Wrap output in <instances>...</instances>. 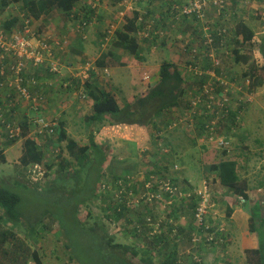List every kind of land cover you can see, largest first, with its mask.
<instances>
[{
  "label": "trees",
  "instance_id": "trees-1",
  "mask_svg": "<svg viewBox=\"0 0 264 264\" xmlns=\"http://www.w3.org/2000/svg\"><path fill=\"white\" fill-rule=\"evenodd\" d=\"M161 1L182 2V0ZM241 1L246 2L247 0ZM14 2L22 3L23 9L28 13L30 12L34 18L39 19L41 15L48 16L51 14L55 7L68 18L72 17L78 11L80 0H2L0 15L8 5ZM155 3L162 4L158 0ZM233 5L234 2L232 3ZM229 7L230 4L225 13ZM225 13L220 14L216 8H210L206 11L203 19L191 16L188 19L193 21L192 25L188 23L189 35L187 36L182 30L171 25L166 27L167 31L165 34L163 31H157V33L151 32L148 35L145 34L143 37H139L137 35L143 27L137 23L139 17L137 12H133L132 15L125 18L124 25L115 31L113 37L108 38L110 36L108 30L103 33L102 42L100 43L101 47L105 40L106 42L112 40V49L106 51L107 47L102 48L101 52L103 54L96 61L94 68L91 66L88 71L90 78L86 79L84 91L80 93L77 91L78 83L76 80H74L75 84L71 83V85L65 87L66 82L70 81L62 79L59 85L60 88L75 92L78 96L77 100L80 98L83 101L82 103L86 102L81 98L82 96L89 97L94 102L92 114L84 118L86 125L92 127L89 128L91 129L90 132L88 131L90 134L88 145H79L75 139L70 137L66 130L67 123L65 120H60V118L41 112L43 103L45 105V101H43L45 94H43V91L32 95L33 97L41 98L38 103L31 102V106L36 107V109L32 108V111L35 112L33 117L26 116L21 121L9 119L10 123L17 122L22 125L23 130L20 138L10 139L7 133L5 134L8 140L11 141L8 146L21 140L23 142L19 164L21 170L25 172V178L22 177L23 179H21L18 177L19 179L13 180L6 178L0 181V264H30L33 261L36 264H42L40 253L32 248L30 242H27L30 235L25 233L26 238H23L15 229H24L26 227L29 233L33 234L32 238H35L39 234V226L47 216L58 221L60 230L67 237V248L71 253L70 258L74 264H178L176 240L179 232H174L173 223L165 234L156 235L143 246L139 241L140 237L146 238L150 236V231H153L154 225L159 221L164 224L163 220L167 219L166 216H161L162 219H159L160 215L153 218L150 217V221L147 220L142 225L137 223L140 220H134V222L130 223V219L125 217L128 225H132L133 231H130L129 228L126 229L131 234L130 238L136 239L134 243L117 242L115 237L110 235L99 221L92 219L89 202L93 199L99 198L101 201L106 202L107 207L104 213L107 218L109 212L112 214L109 217L111 220L114 219L112 222L124 217L131 208L140 203H134L135 201L133 200L132 189L134 185H132V180L136 177L126 173L130 171L129 168H132V166L129 165L124 169L123 167L119 169L117 167V169L113 168L112 170H115V172L111 174V171L107 169L113 166V162L117 161L112 159L110 166H105L111 160L108 156L110 150L106 144L99 145L96 143L95 134L101 132L100 130L107 125L137 124L145 126L148 130L150 128V135L153 140L157 139L158 147L174 145L182 148L181 140H188L194 146L195 144L197 146L198 138L194 139L190 130L194 133L196 128L193 127L199 125V130L202 133L200 135H203L206 128L210 129L213 127L211 121L214 115L207 105L209 94H212L213 90L221 96L234 92L233 85H225L209 72L214 71L220 77H226V79L229 77L231 83L240 84V88L244 89L245 96H248L247 94H257L260 89L263 90L264 36L254 39L255 32L244 21H238L236 25H230L227 23L229 19L223 18ZM236 13L237 20L238 11ZM220 17H222V20L219 19ZM4 26L9 30V33L18 31V19L13 17L6 21ZM82 38L85 39L86 36ZM139 38L154 45H159L160 43V47L164 46L165 49L174 50L180 60H164L159 69V81L151 89L150 93L148 92L149 94L145 96L141 94L137 99L135 109L129 105L121 108L117 99H115V95L101 87L99 76L101 73L107 72L103 68L116 63L114 59L115 63L109 62L110 64H108L106 59L114 58V54L119 53L120 50L128 53L139 62L145 61ZM80 48H82L83 52V45ZM213 58L218 59L219 63L215 62ZM232 62L233 64H231ZM30 63L31 66L35 65L34 60H31ZM121 64H126V62ZM237 65H241L242 70H237ZM8 67H11L10 64ZM40 70L41 68L37 67L35 72L30 73L29 76L40 80L38 73ZM8 72L10 74L9 77L14 78L15 76L9 68L2 79L4 83L8 79ZM185 72H191L193 75H184ZM55 76L59 80L62 74H56ZM49 86H53V84L49 83ZM231 87H233L232 92L230 91ZM11 96L14 97L12 94ZM185 99L188 100L185 114L176 115L171 120L168 117L167 121H165L166 127L169 129L174 128L177 131L176 133L183 135L168 133L166 129L156 125V118L161 117L164 111L178 106ZM244 104L246 105V103ZM190 116L193 122L190 120ZM39 119H44L48 123H55L53 133L50 132V129H42L37 123ZM181 120L182 122H180ZM188 125L191 126L190 129ZM94 127H96L95 131L93 130ZM217 128V135L222 136L226 144L222 147H212L211 149L208 144L206 146H198L201 150H206V147H208L206 152H204L205 154L201 156L200 163H209L211 160H215L218 154L222 156L221 160L206 168V173L216 175L222 186L227 188L233 195L244 199L245 205H247L249 201L247 194L248 185L240 180L237 161L232 159L223 160L237 146L236 139L238 135H223L222 122L220 120L217 122ZM2 129H5L4 125L0 126V130ZM41 135H46L47 137L46 139L43 138V142L39 146L41 141L39 137ZM198 136L199 133L196 137ZM48 142L54 145L56 143L61 149V143L66 142L65 148L68 156L66 158L64 156L66 151L63 152L62 150L57 155L60 163L56 167L55 163L49 161V158L45 160V154L48 151H45L43 146ZM70 158H73L75 162H71ZM0 159L5 162L3 155L0 156ZM37 164L41 165L44 176L42 178L39 177L37 181H33L28 177L29 169L33 170ZM174 166L180 167L176 163ZM55 168L54 178L49 179ZM122 171L125 173L124 175L121 174ZM151 171L156 173L158 169L155 168ZM110 174L112 175L111 178H109ZM105 178L110 180V183L104 182ZM170 181L171 179L168 182ZM153 183L156 182H152L149 187L152 192H157V188H154L155 185L153 187ZM173 184L178 186L177 181ZM141 186H143L146 193L149 191L147 188L148 182L144 181V179ZM68 187L72 189L68 190ZM16 190L20 192H16ZM82 191L85 192L86 196H78ZM21 192L23 194L34 192L36 194H47L46 196H49L52 201L51 207H48L39 216V209L35 205L29 202L26 203V206L22 205L23 195ZM149 195L145 200L146 205L163 203V201L158 199L150 200ZM57 196L60 198L59 201ZM191 198L194 199L195 197ZM82 205L89 208L87 217L94 222L89 223L79 218L78 214ZM177 205V203H173V208ZM120 210L125 212L119 213L118 211ZM248 211L250 214L249 229L258 235L259 246L257 249L245 250L246 261L247 264H264V217L261 215V207L260 205H252V207H248ZM230 214L231 210L227 208V216ZM163 215H165V212H163ZM173 217L178 218L177 212L173 213ZM192 219L194 222L193 216ZM142 227H146L143 232Z\"/></svg>",
  "mask_w": 264,
  "mask_h": 264
},
{
  "label": "rangeland",
  "instance_id": "rangeland-1",
  "mask_svg": "<svg viewBox=\"0 0 264 264\" xmlns=\"http://www.w3.org/2000/svg\"><path fill=\"white\" fill-rule=\"evenodd\" d=\"M80 1L81 2L78 4V11L76 12L75 17H69V18L68 16L63 14L61 11H59L56 7L53 8L51 14H49L48 16L41 15L39 19H36L31 15L30 12L28 13L25 9H23L24 7L22 3L17 2V3H13L12 6L8 5L5 8L4 12L0 15V30H2L1 33H4L7 37H9V32H8L9 30L5 26L3 27V25H5L6 21H8L9 19L13 17L17 18L20 12H25L27 16L32 19V22H31V26L29 27L30 33H24V35L31 37V34H34V36L37 35L36 36L37 38L45 39L46 42L51 46L52 51L54 52V60L59 63L60 68H62L63 66H66V67H69L71 71L73 70L77 73L84 71L85 68H88L87 67L88 65L94 66L96 64V61L103 54V52H101L102 48L104 49L107 47L106 51H109L110 49H112L111 47L112 40L110 42H106L105 40V43H104L105 45H102V47H101V44L99 43L102 42V36H103L104 31L109 30V29L115 31V29L118 28V25H120L119 27L122 26L121 24L123 23L122 18L126 16V11H128L127 16L132 15V13L135 11L137 12V10L141 11V14H140L141 18L139 20V25L143 27L144 31L137 35L139 37L140 36L143 37L145 32L147 35L151 32L157 33V31H160V32L163 31V33L165 34L167 31L166 27L171 26V25L176 26V28L181 27L180 30H182V32H184L186 36L189 35L188 23L181 24V22L176 21L173 18H170L167 24L162 23L163 19H166L169 16V14L168 16H165L163 14L162 16L161 15L159 16L157 6H154V5H159V3H155L157 2V0H152V1L150 0H140V1L127 0L124 6H119L117 4L118 0H98L96 2L98 3L97 20L91 25H89L85 29V31L78 33L75 27L81 21V18L83 17L82 14L89 15V7H91V4L95 2L94 0H91V3L88 4L87 0H80ZM158 1L164 4L162 5L164 9L168 8L169 2L166 3L165 1H161V0H158ZM1 2L2 0H0V6H1ZM233 2H234V5L232 6ZM127 3L129 4L128 6H127ZM238 3L239 2L235 0H230V7L228 8V11L225 13L226 18L229 19V22L227 23H229L230 25H236L238 22L236 20V16H237L236 11H239L242 9L246 11L247 17H249V13H252V17H250L247 24L253 29L255 28L256 35L263 37L264 36V0H247L246 2H244V3H247V5H245L244 7L238 6L237 5ZM147 10H150L151 12L147 14ZM120 12H123L124 16L118 15ZM255 13H257L258 15L257 19H255L254 17ZM18 21H19L18 26L20 27V30H23V27H21V25L23 24L20 23L21 19H19ZM144 22H146L145 26L142 25V23ZM149 25L151 26L148 27ZM82 34H85L86 36L85 39L82 38ZM75 35H81V38L83 40L81 42V45H83V48H84L83 52L82 50L81 51L79 50L81 49L80 43L78 45L74 44V41L77 40ZM139 40L141 43V50H142V53L144 54L145 61L139 62L138 60H136L134 57L124 52L123 50H120L119 53H116L113 56L117 63L116 66H119L118 64L119 62H123V63L126 62L128 64L126 65V66H129L127 69H121L122 71L121 74H123L122 77H124L125 74L126 75L130 74L131 77L133 76V82L132 80H128V81L124 80V84L121 85L123 88H121L118 84L115 85V82H113V78H110L108 76V73L107 74L101 73V75L99 76L100 78L99 81H100V84L102 85L101 87H103L109 92H112L115 95V99H117L121 108H124L125 105H129L135 109L137 106V99L141 96V94L145 96L150 93L151 89L157 85L156 83L159 80V69H160L161 64L164 62V60H167V59H173V60H178V61L180 60V58L177 57V54L174 52V50H170L169 48L165 49L163 45H162L163 47H160L161 46L160 43H159L160 45L159 46V45H154L153 43H150L147 41H143L140 38ZM36 46H39V47L37 48ZM33 47L36 53H38V51H41L42 49V45L37 44V42L34 43ZM28 50L29 52L25 51L22 53L23 58L31 57L30 54H33L32 52H30L31 49H28ZM43 57H44V54H43ZM28 59H26L27 60L26 63L28 62ZM110 62L115 63L114 60H111ZM231 64H233V62ZM39 65H40V62H39ZM236 69L242 70V66L237 65ZM66 70L68 71V69ZM146 75L149 78H147ZM69 77L76 78L75 75L70 74V73L66 79L68 80ZM69 81L72 84H75L73 79H69ZM257 94L256 95L247 94L248 96H245L244 89L240 87L235 88L234 92L230 94L231 95L230 97H237V98L241 97L242 100H245V102L244 101L241 102L240 105H245L244 103H246V105L248 106V109L250 110L247 113V116L245 118L246 123L251 122L255 124L254 121H256V118L258 117L254 116V112H257V111L264 112V98L262 102H260V100L256 102V98H255V97H264V87H263L261 94L260 92H258ZM78 101H82V100H80L79 98ZM87 103L88 102H84V104H87ZM237 103H238V100L233 103L234 106L232 107L234 109L237 108L238 106ZM187 104H188V100L185 99L178 106L170 108V110L164 111L161 117L155 119L156 125L157 126L161 125V128L166 129L168 133H176L177 131H175L174 128L169 129L168 127H166L165 121H167L168 117L171 120L176 115H181V113L182 115H184L186 112ZM21 105L17 109L19 111L21 110L20 115H22V113L26 111L23 107H21ZM61 105H62L61 101L58 100L57 102L54 103L53 106H55L54 109H58V107ZM16 114L18 117L15 116V120L21 121V117H19V114L18 113ZM5 115H6L5 117L6 120L11 119L10 113L5 112ZM63 116H64L63 118L66 117L65 114ZM258 116L259 118L262 117V115H258ZM61 119L62 118H60V120ZM77 119L78 117L75 116L73 118V121L77 123L78 122ZM162 121L163 123H161ZM138 126L141 127L140 125ZM117 127H119V132H117L116 130V132L113 135L114 138L127 137L130 139L132 137V133L127 132L128 130L127 127L122 126V125H119ZM188 127L189 129L191 128V126L189 125ZM89 128H92V127H89L86 125L85 131H82L79 134L80 137L78 139L73 136L72 138L75 139L79 143V145H88L89 140H90V136H89L90 134L88 133V131L90 132L91 130ZM95 128L96 127H94L93 129L94 131H95ZM81 129H83L82 126H81ZM135 129H137V127ZM134 133L135 135H137L136 131H134ZM198 133H199V136L196 137ZM200 133L201 132L199 130V127L197 126V129L194 131V133L191 134L193 135L194 139L198 138L197 146L196 144L194 146V144H192L188 140H181L182 148L179 147L176 150L175 155L173 154L175 150H173L172 147H177V146L166 145L168 147H171L172 150L168 147L159 146L158 152L160 153V155L156 156L155 158H151L149 157V155L154 153V151L149 150V147H148V149L146 150V152L148 151V154L141 153V158H140L141 170L129 168L130 171L126 172L128 175H133V177H136L134 178V180H132V185H134V188L132 189V192L134 194L133 200L135 201L134 203H138V202L140 203L134 208H131L129 212L125 214L124 217H121L118 221L112 222V220L114 219L111 220L109 218L112 214L109 212L108 218H107L106 214L104 213V210H106V207H107L106 202L105 201L103 202L99 198L98 199L96 198L89 202L92 219L99 221L105 227L107 232L110 235L115 237V240L117 242L134 243L136 239L130 238L131 234L129 233V230L133 231L132 225H128L125 217L130 219V223L134 222V220L135 221L140 220L141 222L137 221V223L142 225V224H145L143 220L146 218L149 219L150 217L153 218L159 215L162 217L166 216L167 219L163 220L164 221L163 226L165 228L164 231H168L169 227L172 226V223H173V228L175 227L176 228L175 231L177 232L178 230L179 232V237L177 238L176 243L178 244V247L180 246V250L185 252L183 255L179 253V256L182 255L181 264H193V263L201 264V262L205 264H242L244 260L246 259V257L243 256V246L240 245V243L238 242H236V244L224 246L223 250H221L218 247H216L215 244H211V245L208 244V242L206 241L207 233L202 234L201 239H200L201 242L199 244H194L191 241V235L194 232V226L196 224V221H194V224L191 222L190 214L194 211L195 206L197 205V202L200 201V197L197 196L194 199H192V198H189L187 195L192 194V193L199 195V191H203V187L200 188V186L202 185V182L208 177V174L206 173L207 171L206 168L208 167L206 166L207 163L203 165V163L201 162L200 163L201 166L200 164L198 166L201 156L205 154L204 152H206L208 147L206 150L204 149L201 151L197 149H198V146L199 147L202 145L206 146L207 144L212 145V147L214 146L213 144L210 143L208 137H206V134L200 135ZM98 135L99 133L95 134L96 137ZM175 135H183V134L176 133ZM110 136L112 135L109 134L108 137ZM46 137H47L46 135H41V137H39L41 138L39 146L43 142V138L46 139ZM178 137H181V136H178ZM10 143L11 141L8 140L5 132L1 133L0 156L2 155L4 156L5 149L9 148L8 145H10ZM22 144L23 142L16 145V147L13 148L11 152H8V153H11L9 155L10 161L7 162L6 165H3L4 162H2V160L0 159V181L6 178H10L12 180L18 177H20L21 179H23L22 177L25 178V172L21 170L20 164H19V159L22 155ZM61 144H62V149L60 146L56 145V143L54 145L48 142L47 145L43 146L45 151H48L45 154L46 156L45 160L49 158V161H51V163H55V167L58 166V164L60 163V159L57 155H59V153L62 150L63 152L66 151V148H65L66 142H63ZM106 145L109 147L110 151H109L108 156L111 160H109L110 162L105 166L106 167L110 166L112 159L117 161V162H113L112 163L113 166L107 169L108 171H111V174H113L115 170H112V169L122 168V163H124L125 161L119 158H114L116 156L117 150H114L112 152L111 145L109 143ZM149 145H152V144H149ZM51 147H55V148H51ZM212 147L209 146L210 149ZM247 152H249V154L247 155L251 154L250 150ZM64 156L67 158L68 156L67 151L65 152ZM175 156L177 159H179L178 162L180 164L179 169L181 171V174H183L184 172V174L187 177L195 179L193 183H191V187H188L185 183L182 182V180H179L177 183L180 185L182 190H180L181 192H174L178 195L170 194L168 190V186L171 187L168 184L169 179H174V182L177 180L173 177L174 170H172L171 163L167 159L169 157L173 159ZM117 157H119V155ZM153 159H155L157 165H160V166L156 167L155 166L156 164ZM160 159H161V164H160ZM69 160L71 162H75L73 158H70ZM167 161L169 163L168 164L169 170L165 171L163 167L166 164L165 162ZM195 161L197 162L194 163ZM182 162L184 163L183 165H182ZM155 168L158 169V172H156L158 175L156 174L155 177L159 179V182H157V184L153 183V187L155 185L154 188H157V193L159 196H162L161 201H163L164 204L159 203L156 205L155 204L154 205H144L142 198L145 195L146 191H144L143 186L141 185H142L143 179H146V175L148 176L149 174H151L152 173L151 170H154ZM179 169L176 171H179ZM55 170L56 168L52 171V175L49 176V179L54 178ZM111 174L109 175V178L112 177ZM121 174L124 175L125 173L122 171ZM28 177L31 179L30 175ZM106 178L104 179V182L107 181L108 183H110V180ZM211 179L212 177L209 178V180ZM137 180H139V182H137ZM159 183L161 184L159 187H157L156 185H158ZM204 184H205V181L203 182V185ZM148 185H151V183H148ZM214 188L216 190L221 189L219 185ZM71 189L72 188L68 187V190H71ZM194 189L196 190L190 191ZM207 191L209 195L213 196L212 197L213 207L211 208L214 209L216 206V201L214 199L215 195L213 194L214 192L212 189H209V188ZM16 192H20V191L16 190ZM99 193L101 194L100 191ZM21 194L24 197V198L22 197L23 199L22 205L26 206V203L28 202L31 203L32 205H35L39 209L38 210L39 216L42 215L48 207H51L52 201L49 199V196H46L47 194H41V193L36 194L35 192L25 193V194L21 192ZM227 194H232V193L227 192L225 195ZM60 195L62 196L61 193ZM81 195L86 196L84 191H82L81 194L78 196H81ZM232 197H234V195ZM59 199L60 198L58 197V201ZM239 201H242L241 197H239ZM173 203L180 204V208L178 205L175 208H173ZM88 209L89 208L82 205L78 216L82 221H88L89 223L94 222L92 219H88L87 217ZM118 212L124 213L125 211L120 210ZM163 212H165V215H163ZM174 212H177L178 215L182 213L184 217H186V219L188 220L187 224L189 225V228H188L189 230L180 231V228H179L180 224L178 222V219L173 217ZM263 216H264V212H263ZM213 219H214L213 217L212 218L211 216L209 217V225L212 226L214 230L218 228V225L219 226L224 225L223 227H226V223L228 221L226 218L220 216L218 220L217 219L213 220ZM126 228L127 229L129 228V230H127ZM145 228L142 227L143 229L142 232L144 231ZM15 230L23 238H26L25 233L30 235V237H28L27 239V242H30L32 244V248L40 253L42 264H74V262H72L70 258L71 253L67 248V242H68L67 237L60 230L58 221L52 219V217L47 216L44 218V221L38 228L39 234L35 238H32L33 234L29 233L26 227H24V229L18 228ZM146 238L144 237L139 238V241L142 246L148 240L149 241L151 240L149 236ZM226 242H227V239L225 243ZM217 249H218V252H217ZM229 254H232V258H236V261L238 262L232 261V258L229 257ZM30 264H36V263L33 261Z\"/></svg>",
  "mask_w": 264,
  "mask_h": 264
},
{
  "label": "crops",
  "instance_id": "crops-1",
  "mask_svg": "<svg viewBox=\"0 0 264 264\" xmlns=\"http://www.w3.org/2000/svg\"><path fill=\"white\" fill-rule=\"evenodd\" d=\"M94 1L95 2L93 4H91V7H89L90 15L86 16L85 14H82L83 17L81 18V21H84L86 23V25L85 26L80 25L79 27L78 26L75 27L76 31L78 33L85 31V29L89 25H91L92 23H94L97 20L98 17L95 19V16L97 14L98 3H96V2L98 0H94ZM87 2H88V4H90L91 0H87ZM126 2H127V0H120V1L118 0L117 4L119 6H124ZM237 2H239L237 5L241 6V7H244L245 5H247V3H244L241 0H238ZM10 5L12 6V4H10ZM128 5L129 4L127 3V6ZM162 5H164V4H159V5H154V6H157L159 16L160 15L162 16V14L165 16H168V14H170L169 9H170L172 3L169 2V6L167 9H164L162 7ZM125 8H126V6H125ZM150 12H151L150 10H147V14H149ZM127 14H128V11H126V16H124L123 12H120L118 14L120 16H124V18H122L123 23H121L123 25L125 22V18L127 17ZM77 17H78V15H77ZM250 17H252V13H249V17H247L246 11L241 9L238 11L237 21H244L245 23H248ZM254 17H255V19H257V17H258L257 13L254 14ZM170 18L171 17L169 15L166 19H163L162 23L167 24L168 21L170 20ZM223 18L227 20L226 16ZM219 19L222 20V17H220ZM192 21H193L192 19H188V18H183L180 20L181 24L189 23L190 25H192ZM119 26L120 25H118V28H120ZM178 28L180 29L181 27H178ZM78 29H80V30H78ZM1 31L2 30H0V34H3V33H1ZM106 31H104V33H106ZM108 31L110 32V36L108 38H111L114 36L116 29H115V31H113L111 29H109ZM143 31H144V29L142 28L140 33ZM253 31L255 32V36H254L255 38L254 39H259L260 36L256 35L255 28L253 29ZM75 36H76L77 40L74 41V44L78 45L83 40L81 38V35H75ZM82 37H85V34H82ZM102 45H105V44H102ZM80 47H81V45H80ZM81 50H82V48L80 49V51ZM111 60H114V58L106 59L108 64ZM13 61H15V60H13ZM10 62H12L10 59H6L3 62V64H5L7 70L10 68V67H8ZM54 62H56L54 59H51V61L46 60L43 64H41L39 66L34 65L35 67L33 65L31 66V63L28 62L26 69L23 71V75L28 81V88L30 90L31 95H36V93L39 91H43V94H45V97L43 100V101H45V105L43 103V107L41 109V112L43 114H48L49 116H54L56 118H62L63 120H65L67 123L66 130L69 133V135L71 134L70 137L73 136V137L78 139L80 137L79 134L82 131H85L86 123L84 121V118L87 117L88 115L92 114L94 102L91 99H89L86 101L88 103L84 104V103H82V101L77 100V94H75V92L69 91V90L64 89V88H60V86H59L62 79L67 80L66 78L68 77V75L70 73V74H73L76 76V78L69 77V79H73V81L76 80V82L78 83V90L77 91L79 93L83 92L84 91V84L86 83L85 77L82 76V72H84V71L77 73L73 70L71 71L69 67L63 66L62 68H60L62 71V77H61V79L58 80V78L55 76L56 74L51 72V69H49L50 65L52 66ZM56 63H58V62H56ZM121 63H123V62H121ZM121 63H118L119 66H116L115 64L114 65H108L107 68H103V69H106L108 76L110 78H113V82H115V85L118 84L121 88H123L121 85L124 84V80H127V81L132 80V82H133V76L131 77L130 74H127V75L125 74V76L122 77L123 74H121L122 73L121 69H127L129 66H126V65H128L127 63L126 64H121ZM37 67L41 68V70L38 71L40 80H36L35 78L29 76L30 73L35 72ZM66 69H68V71ZM209 73L212 76L218 77V75L214 71H211ZM185 74L193 75L191 72H185L184 75ZM229 74H230V72H229ZM9 76H10V74L8 72V79L9 80H8V84H7V89L0 92V109L3 112L10 113V116H11L10 118L12 120H15V116L18 117L16 113L19 114V117H21V119L25 118L26 116L33 117L35 115V112L32 111L31 103L23 100L21 98V96L15 91V87L12 86V82H13L14 78L9 77ZM146 77L149 78L147 75H146ZM219 77H220V75H219ZM227 81H229V85L234 86V90L238 86L240 87V84H238V83H231L229 77L227 78ZM49 83H52L53 86H49ZM230 91L231 92L233 91V87L230 88ZM259 92L261 94L262 89H260ZM11 94L14 95V97H12ZM230 96L231 95L229 93H226L223 95V97L228 99V101L230 102V105H231V103H232V105L231 106L229 105L228 109L224 110L225 112L222 113V116H224V117H222L221 113H220L218 116V119L222 122V134L223 135H226V134L238 135L237 139H236L237 146L234 148V150L230 154H227L223 160L232 159V160L237 161V163H238L237 169H238V174H239L240 180L242 182H246L248 185L247 194L249 196V201H248L247 205H245L244 199H242V201H239V197H237L235 195H234V197H232L233 196L232 194L225 195L229 191L227 190V188H225L224 186L221 185L219 178H217L216 175H214L213 173H208V177L204 181L208 182V184L213 183V185L211 186V189L214 192L213 193L215 195L214 199L216 201V206H215L214 210L212 211V215L214 218L213 220H216V219L218 220L220 216H222L228 220L226 223V227H223L224 225L221 226L222 229L224 230V236L226 237L227 242L218 248L223 250L224 246L236 244V242H238V243H240V245L243 246V256L246 257L245 250L257 249L259 246L258 235L256 233L251 232L249 229V227H250V214L248 211V207H252V205H260L262 216H263V212H264V112H260V111L254 112V116H257L258 118H259L258 115H262L261 118H259V119L256 118V121H254L255 124H253L249 121H248L249 123H246L245 118L247 116V113L250 111L248 109V106L247 105H240V103L244 101L241 99V97L237 98V97H230ZM218 97H219V95H218ZM255 98H256V102H258V100H260V102H262L264 97H255ZM230 99H231V101H230ZM58 100L61 101L62 105L59 106L58 109H54L55 106H53V105ZM237 100H238V103H237L238 106L236 109H234L232 106H234L233 103L236 102ZM20 105H21V107H23L26 110L22 113V115H20L21 110L20 111L17 110ZM51 111H53V112H51ZM64 114L66 115L65 118H63ZM75 116L78 117L77 123H75L73 121V118ZM80 125L82 126L83 129H81ZM121 125L128 128L127 132L132 133V137L130 136L131 137L130 139L127 137L114 138L113 135L116 132V130H117V132H119V127H117L116 125H114V126L108 125V127L105 126L104 128H102L100 130L101 132H99V135H98L99 138H98V136L97 137L95 136V141L99 145H104V144L109 143L111 145V151L112 152L114 150H117L116 156L114 158H119V159H122L123 161H125L124 163H122L123 169L130 165V166H132L133 169H136V170L140 169L141 170V164H140L141 153L148 154V151L146 152L148 147H149V150L154 151V153L149 155V157L155 158L156 156L160 155V153L158 152V145L155 144V143H157V139L153 140V138L151 136H149L150 135V128L148 130L145 126L139 127L136 124H133V125L121 124ZM136 127H137V129H135ZM159 127L161 128V125H159ZM198 127H199V125H198ZM194 128L197 129V127H194ZM132 129L134 131H136L137 135H135V133ZM190 131H191V133H193L192 130H190ZM200 132H201V130H200ZM109 134H111L112 136L108 137ZM0 137H1V133H0ZM154 141H155V143H154ZM21 142L22 141H18L16 143H14L13 145L8 146L9 148L5 149V152H4L5 162L3 165H6L7 162L10 161L9 155L11 153H8V152H11V150L13 148H15L16 145L20 144ZM149 144H152V145H149ZM162 146L168 147L166 145H162ZM51 148H55V147H51ZM168 148L171 149V147H168ZM178 148L179 147H172V149L175 150V152L173 153L174 155L176 154V150ZM197 150H201V149L198 148ZM249 150L251 151V154L247 155V154H249V152H247ZM118 155H119V157H117ZM170 157L167 160L171 163L172 170H174L173 171V177L177 180V182L179 180H182L183 183H185L187 186L191 187V183H193V181L195 179L187 177L184 174V172H183V174H181L180 170L176 171L174 169V165H175V163L180 165L178 162L179 159H177L176 156L173 159H171ZM221 157L222 156H220L218 154L217 158L215 160H211L209 163H207L206 166H211L212 164L217 163L219 160H221ZM153 160L156 164L155 165L156 167L160 166V165H157L155 159H153ZM168 161L165 162L166 164L163 167L165 171L169 170ZM196 162L197 161H195L194 163H196ZM160 164H161V159H160ZM199 164H200V161L198 163V166H199ZM150 165H151V163H150ZM203 165H205V164H203ZM200 166H201V164H200ZM166 169H168V170H166ZM149 175L148 176L146 175V179H144V181H146L148 183L159 182V179H157L155 177L156 173L152 172ZM211 177H212V179L209 180V178H211ZM193 178H194V176H193ZM203 182H202V184H203ZM218 185L221 188L220 190H216L214 188V187H217ZM227 208H229L231 210V214L229 216H227ZM190 215H191L190 220H192V223L194 224L193 219H192V213ZM179 217L181 218V219H178V222L180 224V227H179L180 231L189 230L188 229L189 225L187 224L188 220L186 219V217H184V215L182 213L180 214ZM228 240H229V242H228ZM177 249H178V264H181V258L185 252L180 250V246L178 247V244H177ZM217 252H218V249H217ZM179 253L182 255L179 256ZM229 257L232 258V254H229ZM232 261L238 262V261H236V258H232ZM242 264H247L246 259L244 260V262Z\"/></svg>",
  "mask_w": 264,
  "mask_h": 264
},
{
  "label": "built area",
  "instance_id": "built-area-1",
  "mask_svg": "<svg viewBox=\"0 0 264 264\" xmlns=\"http://www.w3.org/2000/svg\"><path fill=\"white\" fill-rule=\"evenodd\" d=\"M230 4V0H182L181 3L175 2L171 9H170V15L172 18L176 21H179L183 18H190L191 16H197L201 19L205 17V13L210 8H216L220 14L225 13L227 10V7ZM219 14V15H220ZM27 17V18H26ZM18 20L21 19L20 23L21 27H23V30H20V27H18V31H15L13 33H9V37H7L4 33L0 34V92L7 89L8 80L6 82H2L3 77L6 74V66L3 64V62L6 59H10L12 62H10V69L15 74L14 80L12 82V86L15 87V91L21 96V98L27 102L32 103H38L41 99L40 97H32L30 90L28 88V81L25 77H23V71L26 69V66L28 65V62L31 60L35 61V66H39L43 64L46 60L51 61V59H54V53L52 51L51 46L46 42L45 39L37 38L36 33L31 34V37L24 35V33H30L29 27L31 26L32 19L27 16L24 12H20L19 16L17 17ZM19 22V21H18ZM83 26L86 25L84 22L82 24ZM80 26V25H79ZM78 26V27H79ZM149 25L148 27H150ZM80 30V29H78ZM37 42V44L42 45L41 51H38L36 53L34 49V43ZM37 48L39 46H36ZM28 49H31L30 52L33 54H30L31 57H25L23 58L22 53L27 51ZM28 54V53H26ZM44 54V57H43ZM29 58V59H28ZM26 59H28V62L26 63ZM214 59V58H213ZM15 60V61H13ZM215 62L219 63L218 59H214ZM82 72V76L85 77V79L89 78L90 74L88 73L91 66H87ZM94 68V66H92ZM51 72L55 74H62L60 66L58 63L54 62L53 65L50 67ZM218 80L222 81L225 85H229V81H227L226 77H216ZM71 85V82H66L65 87ZM84 101L88 100V97L82 96L81 97ZM208 108L213 113V119L211 121L212 128L208 129L206 128L205 134L206 137H208L211 144H213L215 147H222L226 144L224 141V138L220 135H217V122H218V116L219 114L225 112V109H228L229 107V101L223 96L218 97V94H216L213 90L212 94H209L208 101H207ZM33 109H36L35 106H32ZM6 115L5 112H3L0 109V126H5V129L0 130V133H7L8 137L10 139L19 138L22 135V125L14 122L10 123L9 119H5ZM190 120L193 122L191 116ZM182 122V120L180 121ZM39 126L42 129H50V132L53 133V128L55 127V123H48L44 119H39L37 121ZM41 132V130H40ZM208 133V135H207ZM212 147V145H209ZM29 175L31 177V180L36 181L39 177L42 178L44 176V172L41 170V165L37 164L33 168V170L29 169ZM36 176V177H34ZM33 178V179H32ZM161 183L157 185V187L160 186ZM168 184L172 187L168 186V190L170 194H176L174 192H181L178 186H175L173 183L168 182ZM147 186L149 191L146 193V199L149 195V199H158L161 200L162 196H159L157 192H152V190ZM200 201L197 204L196 210H195V217L197 222V227L199 231L208 232L212 227L209 225L208 222V211L211 208V196L209 195L207 191V186L205 187V191L200 192ZM178 195V194H176ZM150 221V219H148ZM174 232L176 228H173ZM161 231V221H159L157 224L153 227V234H156L157 232ZM207 239L206 241L211 243H217V237L216 233L214 232H208L207 233ZM194 243H197L200 241V238L198 237V233L195 234ZM222 241V240H221Z\"/></svg>",
  "mask_w": 264,
  "mask_h": 264
},
{
  "label": "clouds",
  "instance_id": "clouds-1",
  "mask_svg": "<svg viewBox=\"0 0 264 264\" xmlns=\"http://www.w3.org/2000/svg\"><path fill=\"white\" fill-rule=\"evenodd\" d=\"M135 1H138V0H135ZM140 1V0H139ZM166 3L167 2H171V1H165ZM14 3H17V2H14ZM172 3V5L175 3V2H171ZM172 5H171V7H172ZM171 7H170V9H171ZM170 9H169V13H170ZM136 12V11H135ZM137 13H139V17H138V19H137V23H138V25H139V20H140V14H141V11L139 10V11H137ZM170 15V14H169ZM97 16H98V13L96 14V16H95V19L97 18ZM72 17H75V15H73ZM170 17L172 18V16L170 15ZM18 19V18H17ZM84 23V21H80L76 26H79V25H82ZM142 25L143 26H145L146 25V22H144V23H142ZM122 26H123V24H122ZM118 29V28H117ZM116 29V30H117ZM110 33V32H109ZM106 74H107V72H105ZM90 98L88 97V100H89ZM87 101V100H86ZM175 120V119H174ZM21 137V136H20ZM19 137V138H20ZM174 168H175V170H178L179 168H177L176 166H174ZM180 170V169H179ZM170 182H172V183H174V179H171V181ZM178 184V183H177ZM213 185V183H210V184H208V182H206L205 181V184L203 185L202 184V186L200 187V188H202L203 187V191L205 190V187L207 186V190H208V188L209 189H211V186ZM178 186H179V189L180 190H182V188L180 187V185L178 184ZM188 187H190V186H188ZM196 189H194V190H190V191H195ZM203 191H199V193L200 192H203ZM189 198H191V197H197V196H199L200 197V194L198 195V194H195V193H192V194H188L187 195ZM211 196V207H213V201H212V195H210ZM142 200H143V202H144V205H146V194L143 196V198H142ZM197 204H198V202H197ZM178 206H179V208H180V204H178ZM196 207H197V205L195 206V209H194V211L192 212V216L194 217V219H195V221H196V217H195V210H196ZM214 209L213 208H210L209 209V211H208V222H209V217L211 216V218L213 217V215H212V211H213ZM180 214L178 215V218L177 219H181L180 217ZM159 219H162V217L160 216V218ZM148 219L146 218V219H144L143 221L146 223V221H147ZM147 227V226H146ZM212 227V226H211ZM175 228V227H174ZM164 226H163V224L161 223V231L160 232H157L156 234H153V231H150V236H149V238H154L156 235H163V234H165V232L166 231H164ZM213 230V231H212ZM177 232H178V230H177ZM208 232H214V233H216V237H217V243H211V244H215V246L216 247H221L222 245H224L225 244V241H226V237L224 236V230L222 229V227L221 226H219L218 225V228L216 229V230H214L213 229V227L208 231ZM208 232H204V231H199V229H198V227H197V222H196V224H195V226H194V232L192 233V235H191V241H192V243H194V241H193V239H194V236H195V234L196 233H198V237L201 239V236H202V234H204V233H208ZM208 236V235H207ZM178 237H179V234H178ZM207 239V238H206ZM222 240V241H221ZM201 242V240L198 242V244ZM194 244H197V243H194ZM209 244V243H208ZM211 244H209V245H211ZM200 261V260H199ZM193 264H197V263H193ZM201 264H205V263H202L201 262Z\"/></svg>",
  "mask_w": 264,
  "mask_h": 264
}]
</instances>
